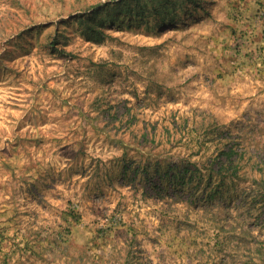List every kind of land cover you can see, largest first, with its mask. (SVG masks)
Returning a JSON list of instances; mask_svg holds the SVG:
<instances>
[{"label":"rangeland","instance_id":"rangeland-1","mask_svg":"<svg viewBox=\"0 0 264 264\" xmlns=\"http://www.w3.org/2000/svg\"><path fill=\"white\" fill-rule=\"evenodd\" d=\"M263 173L264 0H0V264H264Z\"/></svg>","mask_w":264,"mask_h":264},{"label":"trees","instance_id":"trees-1","mask_svg":"<svg viewBox=\"0 0 264 264\" xmlns=\"http://www.w3.org/2000/svg\"><path fill=\"white\" fill-rule=\"evenodd\" d=\"M221 154L225 155V158L224 160H219L218 166L216 168L208 167L205 170V172H202V170L198 172L201 173V177H203V175H206L207 178H209V181H213L217 179L215 181L216 184L211 188L212 193L210 194V197L211 196L213 197L217 192H219V188L223 185L224 180L226 178H233L234 175H236L238 169V162H237L238 160L237 158L233 157L232 147H229L226 150H222ZM173 168H174L173 165L170 166L168 168V173L172 171ZM194 171H196V168L192 169L191 167H189V164H183V166H181V170L178 171V173L171 172L170 176L171 178H175V179L178 178L179 176V179L182 181L181 183L185 184L184 181H186V177L188 173H189V178L192 179ZM261 176L262 179L264 180V173ZM209 192L210 190H208L206 194H208Z\"/></svg>","mask_w":264,"mask_h":264}]
</instances>
